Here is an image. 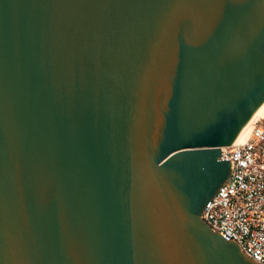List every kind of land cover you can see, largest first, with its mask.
Here are the masks:
<instances>
[{"label":"water","instance_id":"water-1","mask_svg":"<svg viewBox=\"0 0 264 264\" xmlns=\"http://www.w3.org/2000/svg\"><path fill=\"white\" fill-rule=\"evenodd\" d=\"M264 103V0H0V264H259L201 215Z\"/></svg>","mask_w":264,"mask_h":264},{"label":"built area","instance_id":"built-area-1","mask_svg":"<svg viewBox=\"0 0 264 264\" xmlns=\"http://www.w3.org/2000/svg\"><path fill=\"white\" fill-rule=\"evenodd\" d=\"M232 173L205 207L201 218L259 264H264V113L247 137L221 147Z\"/></svg>","mask_w":264,"mask_h":264},{"label":"bare ground","instance_id":"bare-ground-1","mask_svg":"<svg viewBox=\"0 0 264 264\" xmlns=\"http://www.w3.org/2000/svg\"><path fill=\"white\" fill-rule=\"evenodd\" d=\"M264 113V103L262 104V106L258 109V111L251 117V119L248 121V123L244 126V128L242 129L240 135L237 137L236 141H239L245 137L248 136L249 131L251 129V124L254 121V119L260 115H262Z\"/></svg>","mask_w":264,"mask_h":264}]
</instances>
